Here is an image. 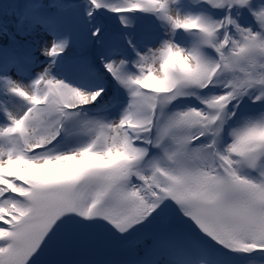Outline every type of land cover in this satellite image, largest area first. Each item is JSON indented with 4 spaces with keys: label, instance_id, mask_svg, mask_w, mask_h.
<instances>
[{
    "label": "rangeland",
    "instance_id": "374dc122",
    "mask_svg": "<svg viewBox=\"0 0 264 264\" xmlns=\"http://www.w3.org/2000/svg\"><path fill=\"white\" fill-rule=\"evenodd\" d=\"M0 19V255L20 249L24 231L12 232L37 212L35 190L51 183L71 201L103 203L112 202L107 188L125 195L132 186L139 199L145 186L158 200L140 202L152 213L144 221L153 238L159 219L172 218L161 195L169 165L205 182L211 199L228 180L242 181L228 197L236 219L182 222L184 253L212 251L209 264H264V253L250 257L264 252V0H0ZM9 29L32 57L26 71L14 61ZM177 103L184 105L174 111ZM54 139L63 140L46 148ZM135 140L157 149L146 164ZM127 239L139 241L127 258L155 242L139 233ZM94 252L82 264H94ZM166 255L146 256V264H180Z\"/></svg>",
    "mask_w": 264,
    "mask_h": 264
},
{
    "label": "bare ground",
    "instance_id": "6f19581e",
    "mask_svg": "<svg viewBox=\"0 0 264 264\" xmlns=\"http://www.w3.org/2000/svg\"><path fill=\"white\" fill-rule=\"evenodd\" d=\"M220 1L221 0H211V3L216 4ZM243 43L246 49H251L250 44H245L244 40ZM234 54L236 56H241V47L237 46V51H234ZM30 66L31 63L29 64L28 68ZM182 106L183 105L180 104L175 108L174 111L180 109V107ZM221 123L223 124L222 120ZM204 132L202 134H204ZM248 138L251 139V137ZM189 142L191 143V140H189ZM144 146L140 148L137 147L136 150H144L140 158L146 159L148 148L147 144H145ZM233 148V153L236 155L242 151H239L238 149L236 150V148H239V145H236ZM153 155V153L150 155V158L145 162V164L152 159ZM176 157H178V155H176ZM185 166L187 167V164ZM237 169L239 168L237 167ZM165 170L167 175H164L163 183H165L166 187L165 192L163 191L161 195L166 200L164 209L168 206L172 211V214H170L167 210H165V212H167L168 215H171L172 218H169L168 216L166 217L167 224H161L160 222L157 223V226L155 227V233H153L155 242L152 241L153 245L151 247H141L140 251L142 250L143 253L139 254L138 252V257H134L132 255L131 257L127 258L126 249L132 244L134 246H137V244L139 243V241H136L134 239H127V236L133 233H139L142 234L145 239L148 238V241H150L151 239L153 240V238L151 237L152 233H150L145 227L148 226L149 228L150 221H144L146 217H148V214L149 218H151L152 213H149V211H142L140 202H147V205L149 207H153L155 205L154 201L156 203L158 202V200H156V196H154L155 200L148 199L151 195V192L145 186H141V193L139 194L140 201L134 196L136 192L133 191L132 186L129 188L130 190L127 189L129 191L125 192V195H123L118 188H107L106 192H109L111 190L109 195L107 196V198L112 199V202L110 203H108L107 201L105 203L99 202L97 200V197H95L96 200H94V198L91 199V197L85 195H80V197H77L81 199L80 201L76 199H73L71 201L67 199V196L59 191V189H53L60 187L59 183H51L44 187L37 188L35 190L37 193L34 205L35 211L47 207L53 198H58L65 201L70 206V208L78 217L81 226V239L78 245L71 253V255L65 261L59 264H82V258H88L90 254L94 255V251L99 253V255L90 258L92 259V262L94 264H112L117 259H123L121 257H124L127 260L128 264H132V261H134L133 264H146L145 257L154 256L156 253L167 254L164 259L170 262L180 264H209V262L211 261L212 251L209 252L208 249L202 245V249L204 248L206 249V252L208 251L203 256L199 252H196L194 255H192L191 253L189 255H186L184 253L187 250L181 248V243L183 241L181 239V236H184L183 228L181 226L184 224H182V222L186 221L195 224L196 226L199 225L201 227L202 222H209L214 215L230 220L236 219V217L231 213V198L228 200V197L231 195V193L233 196H235L239 191H241L242 181H239V179H236L234 181L228 180L225 184L224 192L220 194L221 188H218L217 198L211 199L209 195V188L206 186L205 182H202V184H194L190 181L189 176L186 177L182 174L177 173V171H175L169 165L166 166ZM213 174L218 178H222L224 176H219L218 169L213 170ZM261 178L263 177L259 175L260 181H262ZM213 183L219 186L224 184L223 182L220 183V180L219 182L217 180L213 181ZM125 185L131 184L126 182ZM49 188L53 189L50 192V196L46 198L43 197V193ZM68 190H70L69 192L71 193L75 192V188L73 187V185L69 187ZM250 192L255 195V192L253 190H250ZM251 193H249L251 199V207L253 210H257V201L254 199ZM92 197L94 196L92 195ZM130 202L132 206H130ZM113 207L116 208L119 212L123 213H117ZM160 220L161 219H159V221ZM28 221V218H24L21 224L16 225L12 233L16 234L25 231L28 225ZM163 224H166V226L162 229L163 231L176 234L175 244L173 246H162L157 242L158 237L161 235L160 232L162 231L159 229ZM123 239H126L127 241H122ZM12 246L13 248L10 250L9 255L11 259L9 261L14 259L15 261L13 264H15L18 260V251L22 253L23 249L21 248V246L20 249L17 248V245L15 244ZM1 257L2 255H0V258ZM6 258H8V255L6 256ZM159 260L160 261L157 264H162V258H160ZM127 262L124 261L123 264H127ZM164 263L168 264L167 262ZM6 264L10 263H8L7 261ZM19 264L25 263L24 261H21ZM212 264H215L214 259L212 261Z\"/></svg>",
    "mask_w": 264,
    "mask_h": 264
},
{
    "label": "water",
    "instance_id": "95a60500",
    "mask_svg": "<svg viewBox=\"0 0 264 264\" xmlns=\"http://www.w3.org/2000/svg\"><path fill=\"white\" fill-rule=\"evenodd\" d=\"M28 219L19 259L25 264H59L71 255L81 239L78 217L61 199L53 198L47 207Z\"/></svg>",
    "mask_w": 264,
    "mask_h": 264
}]
</instances>
